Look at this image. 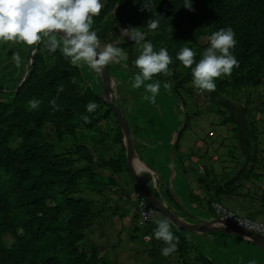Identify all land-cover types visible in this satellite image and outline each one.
Instances as JSON below:
<instances>
[{"label": "rangeland", "instance_id": "rangeland-1", "mask_svg": "<svg viewBox=\"0 0 264 264\" xmlns=\"http://www.w3.org/2000/svg\"><path fill=\"white\" fill-rule=\"evenodd\" d=\"M183 2L103 0L92 30L102 46L111 43L128 55L108 68L139 72L134 60L143 42L128 40L125 29L147 31V24L158 21L146 40L155 51L167 49L172 62L169 74L152 78L179 91L193 123L199 126L204 120L214 129L228 126L227 139L215 138V144L223 148L246 144L261 151L264 0H193L195 11L184 8ZM228 27L235 33L232 52L238 66L231 75L215 78L214 91L201 92L192 85L191 69L176 55L183 47L191 48L194 67L209 46L207 37ZM12 51L22 58L19 67ZM70 64L59 49L50 53L44 41L32 46L0 44V264H208L196 244L176 230L172 232L178 238L177 249L163 256L161 249L167 245L152 231L145 240L137 223L129 227L108 202L95 198L103 179L94 169L89 173L93 176L73 177L84 164L75 151L76 129H87L85 115L110 106L89 99L88 81L98 80L103 87L102 72L83 63ZM33 98L40 104L29 110ZM89 103L96 105L91 112L86 108ZM216 148L213 156L219 155Z\"/></svg>", "mask_w": 264, "mask_h": 264}, {"label": "crops", "instance_id": "crops-1", "mask_svg": "<svg viewBox=\"0 0 264 264\" xmlns=\"http://www.w3.org/2000/svg\"><path fill=\"white\" fill-rule=\"evenodd\" d=\"M108 69L112 101L130 127L133 168L160 202L183 222L197 225L211 222L214 202L236 210L241 216L264 221V148L257 152L246 144L224 148L215 144V138L220 142L227 139L228 126L214 129L204 120H200L199 126L193 123L181 94L172 85L154 78L146 81L160 83L159 93L151 102L144 99L143 86L132 87L138 72L132 68ZM88 87L96 95H104L98 80L88 81ZM99 115L98 112L84 118L89 122ZM92 124L87 129H76L75 151L78 160L84 163L78 169L97 171L103 182H99L95 198L108 202L129 227L137 223L143 238L146 235L150 238L156 221L167 216L160 212L149 226L138 225L137 201L141 192L134 184L128 163L127 168L123 163L120 128L126 159L128 142L122 123L113 112ZM215 148H220V152L213 156ZM170 223L171 230L192 240L214 264H264V249L238 232H188L171 220Z\"/></svg>", "mask_w": 264, "mask_h": 264}, {"label": "clouds", "instance_id": "clouds-1", "mask_svg": "<svg viewBox=\"0 0 264 264\" xmlns=\"http://www.w3.org/2000/svg\"><path fill=\"white\" fill-rule=\"evenodd\" d=\"M192 5L193 0L183 2L184 8L195 11ZM103 6V0H0V44L32 46L44 41L50 53L59 49L73 66L83 63L99 73L109 63L119 64L128 59L121 48L111 43L102 46L97 32L92 30L93 17L99 15ZM143 7L147 8L145 2ZM157 28L156 20L147 24V31ZM125 30L128 40L136 44L143 42L140 54L134 60L139 72L133 77L132 87L138 89L143 86L146 93L144 99L154 102L160 83L145 82L152 80L154 74H169L168 65L172 58L165 48L154 50L153 44L146 40L147 31L135 27ZM207 40L209 46L194 67L195 53L191 48L183 47L176 55L183 66L191 69L192 85L201 92L214 91L215 78L231 75L234 66H238L232 52L237 41L230 27L213 31ZM11 58L17 67L21 65L22 58L18 52L12 51ZM50 103L55 106L54 99ZM39 104L40 101L33 98L28 101V108L36 109ZM95 107L92 103L86 106L90 112ZM153 237L167 245L161 249L163 256L176 251L178 238L172 232L167 217L156 221Z\"/></svg>", "mask_w": 264, "mask_h": 264}, {"label": "water", "instance_id": "water-1", "mask_svg": "<svg viewBox=\"0 0 264 264\" xmlns=\"http://www.w3.org/2000/svg\"><path fill=\"white\" fill-rule=\"evenodd\" d=\"M101 72L103 77V93H104L103 97L105 101L108 103V105L113 109V112L116 114V116L123 125L128 142V157H127L128 168L134 180L136 181V184L138 186L139 191L141 192V195L145 197L148 201L155 203L157 205L158 210L161 213L165 214L180 229L186 230L188 232H212V231H221V230L229 231V232H238L246 236L250 240H252L259 247L264 249V235L246 230L244 228L229 224L227 222H223L218 219H212L211 222L204 225H197L193 223L183 222L173 213V211L169 207L165 206L153 195V193L147 188V186L143 183L142 179L135 172L133 168L132 135H131L130 127L128 125V122L124 114L122 113L120 108L112 101L111 85H110L111 75L108 66H105Z\"/></svg>", "mask_w": 264, "mask_h": 264}, {"label": "built area", "instance_id": "built-area-1", "mask_svg": "<svg viewBox=\"0 0 264 264\" xmlns=\"http://www.w3.org/2000/svg\"><path fill=\"white\" fill-rule=\"evenodd\" d=\"M138 209V225L140 228H145L154 222L160 211L157 205L148 201L145 197L141 196L137 201ZM213 219H218L223 222L244 228L246 230L264 235V221L254 220L238 214L236 210L225 207L219 202H214L212 205ZM149 240V235L145 236Z\"/></svg>", "mask_w": 264, "mask_h": 264}, {"label": "trees", "instance_id": "trees-1", "mask_svg": "<svg viewBox=\"0 0 264 264\" xmlns=\"http://www.w3.org/2000/svg\"><path fill=\"white\" fill-rule=\"evenodd\" d=\"M69 64V63H68ZM71 65V64H70ZM73 66V65H72ZM88 89H89V91H90V95H89V99L92 101V102H96V103H99V104H101L103 101L105 102V99H104V97H101V96H98V95H96L92 90H90V88L88 87ZM103 102V103H104ZM102 105V104H101ZM108 107H109V105H108ZM113 111V109L111 108V107H109L107 110H105V111H98L99 113H100V115L99 116H97V120H89V122H88V128L89 127H91L93 124L92 123H96V122H99V121H101V120H103V119H105V118H107V115L108 114H110V113H113L112 112ZM97 112V113H98ZM94 114V113H93ZM96 114V113H95ZM74 117H75V115H73ZM74 130L75 129H72V132H74ZM119 136H120V141H121V148H122V158H123V163H124V165H125V167L127 168V159H126V154H125V149H124V145H123V143H122V132H121V128L119 129ZM90 173V169H84V170H82V169H78V171H76L74 174H72L73 175V177H75V179L77 178V177H79V178H81L82 176H85V175H89V176H93V173L90 175L89 174ZM134 184L137 186V184L135 183V181H134ZM142 196V195H141ZM80 201H82V202H84L83 200H80ZM77 202H79V200H77ZM220 234H222V232L220 233ZM207 261H208V264H214L212 261H210V260H208L207 259Z\"/></svg>", "mask_w": 264, "mask_h": 264}]
</instances>
